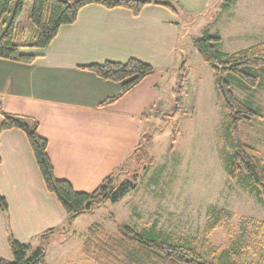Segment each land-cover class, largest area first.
Wrapping results in <instances>:
<instances>
[{
  "label": "crops",
  "instance_id": "obj_1",
  "mask_svg": "<svg viewBox=\"0 0 264 264\" xmlns=\"http://www.w3.org/2000/svg\"><path fill=\"white\" fill-rule=\"evenodd\" d=\"M179 2L185 14L148 4L135 16L124 7L89 4L79 11L75 22L60 27L47 47L20 49L36 55L32 62L0 57V105L6 112L38 120L56 175L69 180L75 189L94 191L120 160L131 155V146H137L142 136L136 132L138 122L142 126L144 119L147 122V112L164 105L162 96L169 93V75L180 67L186 70L184 47L190 46L180 42L181 29L186 16L208 6L209 0ZM32 3L26 0L19 42L28 35ZM221 3L217 14L222 29H210L220 34L221 51L232 53L264 41V0H234L225 9ZM228 38L232 42L230 51L222 48ZM130 58L151 64L155 72L115 102L99 105L119 94L121 83L104 79L86 66ZM262 75L260 88L264 86ZM176 84L175 80L171 89ZM2 121L0 114V125ZM109 138L116 143H110ZM120 142L130 144L122 148ZM0 158V194L8 205L7 212L0 208V256L13 260L11 236L36 247L44 232L57 228L45 239L48 253V242L68 234L80 216L67 224V212L48 190L22 129L13 127L0 133Z\"/></svg>",
  "mask_w": 264,
  "mask_h": 264
},
{
  "label": "trees",
  "instance_id": "obj_2",
  "mask_svg": "<svg viewBox=\"0 0 264 264\" xmlns=\"http://www.w3.org/2000/svg\"><path fill=\"white\" fill-rule=\"evenodd\" d=\"M27 24V37L19 42L18 33L22 28L20 18L26 0H0V24L10 14L6 28L0 34V57L32 62L36 55L24 54L22 47L45 48L56 37L60 27L76 21L79 11L86 5L97 4L105 8L124 7L138 16L148 4L161 5L174 13H184L177 8L179 0H32ZM234 0H222V8H229ZM12 6L13 10H12ZM219 33L206 29L200 36L193 38L194 46L203 59L211 66L215 84L225 107L230 113L228 142L232 152L226 161V171L234 181L251 182L256 192L264 194V159L258 150L243 140L241 122H249L262 117L259 108L249 100H242L234 93L232 81L255 88L261 80L260 68H264V41L247 48L225 53L220 50ZM98 76L119 81L120 93L106 98L99 105L115 102L120 96L139 84L145 77L155 72L154 66L136 58L126 62L105 61L101 64L86 66ZM3 121L0 133L17 127L22 129L30 142L36 161L49 191L54 193L65 208L67 224L86 212L107 201L117 202L136 184L128 179L115 183L116 176L110 174L94 191H80L67 179L59 178L54 170L48 153V140L39 132V122L28 115L12 114L0 105ZM144 137V138H143ZM144 141V144H142ZM131 156L151 164L153 158L147 156L145 135L142 136ZM135 156V157H136ZM1 163V158H0ZM0 208L8 211L6 199L0 194ZM230 216L226 209L214 210L209 229L201 237L180 236L157 229L155 226L136 230L129 225H121L118 232H110L101 224L91 225L84 237L81 253L94 264H264V221L251 217L243 218L247 225L254 224L251 238L238 245H217L209 234ZM256 222V223H255ZM57 231L50 228L42 234L39 246L20 243L12 236L10 247L13 260L0 256V264H49L47 261L46 238Z\"/></svg>",
  "mask_w": 264,
  "mask_h": 264
},
{
  "label": "rangeland",
  "instance_id": "obj_3",
  "mask_svg": "<svg viewBox=\"0 0 264 264\" xmlns=\"http://www.w3.org/2000/svg\"><path fill=\"white\" fill-rule=\"evenodd\" d=\"M221 1L209 0L208 6L186 16L180 34V42L190 46L184 47L186 70L180 67L169 75V93L162 96L164 105L150 109L147 122L143 118L142 126L137 124L136 132L145 135L147 156L153 162L147 164L136 154L120 160L112 173L115 183L128 179L136 187L117 202L107 201L81 214L68 234L53 237L47 245L50 264H94L83 257L81 246L82 233L96 223L110 232H118L126 224L136 230L155 226L167 233L201 237L209 229L213 211L226 209L230 216L209 237L217 245L235 246L250 239L255 230V225H247L243 218L264 221V194L259 195L251 182L234 181L227 174L226 161L232 152L227 139L230 113L217 90L211 66L192 40L206 29H222L217 14ZM177 8L185 14L178 3ZM10 16L7 14L0 24V34ZM225 41L222 48L230 51L232 42L229 38ZM260 70L262 75L264 68ZM175 80L177 84L171 89ZM232 87L237 97L261 107L262 117L241 122L240 128L243 140L264 159V86L250 88L232 81ZM109 142L116 143L111 138ZM120 143L122 148L130 144Z\"/></svg>",
  "mask_w": 264,
  "mask_h": 264
}]
</instances>
